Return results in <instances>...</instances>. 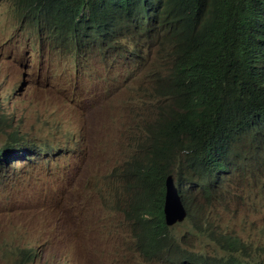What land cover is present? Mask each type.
Segmentation results:
<instances>
[{
	"label": "rangeland",
	"instance_id": "rangeland-1",
	"mask_svg": "<svg viewBox=\"0 0 264 264\" xmlns=\"http://www.w3.org/2000/svg\"><path fill=\"white\" fill-rule=\"evenodd\" d=\"M27 18L18 17L12 0H0V98L5 100L7 108L0 109V145L8 140L7 128L1 123V117L6 114L19 124L22 133L35 128L46 141H53L49 145L64 151L23 167L0 159V264H155L141 259L135 238L141 230H134L132 218L116 209L107 211L102 205L103 193L109 186L117 189V181H106L103 176L102 181L96 179L99 172L92 164L85 178L82 164L92 153L105 164L103 174L106 175L114 167L125 173L129 163H134L130 151L128 160L121 162L127 148L133 147L138 139L145 141L146 135L141 127L137 133L122 134L127 125L123 116L133 107L132 97L136 93L141 95L138 90L148 89L139 78L156 68L157 59L162 57L159 49L156 46L141 49L131 38H126L123 56L120 48H107L84 31L74 33L83 43L72 45L68 35L60 34L44 21L37 23L30 15ZM38 56L42 62L37 61ZM20 62L29 71L47 69V62L54 71L69 79L77 71L79 82H71L75 86L68 90L58 88L52 94L47 90L44 94L41 84L33 87L34 95L40 99H56L59 90H63L56 112L49 117H36L27 111L29 97L21 96L25 79L33 78ZM158 66L157 70L164 69ZM119 75L120 81H127L124 94H109L96 79ZM67 96L78 103L79 106L74 105L76 114L70 104L64 103ZM138 101L133 99V103L137 102L134 109L139 120V113L143 115L140 102L143 100ZM131 115L133 121L132 111ZM116 116L118 119L112 122ZM76 142L78 146L74 148ZM97 147L111 164L96 154ZM149 148L154 151L152 142ZM136 151L140 153L142 148ZM235 152L232 154L235 160L230 159L234 166L233 185L236 194L246 203L236 225L242 228L241 238L247 240L250 223L256 218L249 204L258 194V189L251 185L264 180V165L259 169L251 161H245L251 153L250 143H237ZM170 228L175 233L180 226ZM205 241L200 235L190 238L182 244L180 254H203ZM244 247L234 252L242 263L246 260ZM220 254L222 251L210 257Z\"/></svg>",
	"mask_w": 264,
	"mask_h": 264
},
{
	"label": "trees",
	"instance_id": "trees-1",
	"mask_svg": "<svg viewBox=\"0 0 264 264\" xmlns=\"http://www.w3.org/2000/svg\"><path fill=\"white\" fill-rule=\"evenodd\" d=\"M12 1L19 18L30 15L60 32L90 30L106 39L100 42L107 48L122 47L123 53L125 38L154 44L157 33L166 57L176 62L174 68L181 76L178 85L184 90L180 89L186 104L161 127L149 130L147 126L143 145L137 142L147 152L145 168L138 174L151 191L145 200L132 199L126 213L134 221V230H141L136 235L140 252L151 242L161 238L169 242L172 236L164 223V177L178 156L184 173L192 177L210 174L216 181L230 172L237 143L264 140V133L245 130L246 121L264 127V19L254 18L262 0ZM143 43L139 44L141 49L146 47ZM158 67L156 63L153 71ZM166 91L174 94L172 84ZM132 104L135 113L137 103L133 99ZM143 107L146 109L145 104ZM7 120L6 115L1 117L4 125ZM8 125L11 131L6 141L17 145L22 136L11 123ZM190 152L195 153L186 157ZM151 155L158 159L157 167L152 168L156 161ZM162 159H166L165 164H160ZM235 263L243 264L238 258Z\"/></svg>",
	"mask_w": 264,
	"mask_h": 264
},
{
	"label": "clouds",
	"instance_id": "clouds-1",
	"mask_svg": "<svg viewBox=\"0 0 264 264\" xmlns=\"http://www.w3.org/2000/svg\"><path fill=\"white\" fill-rule=\"evenodd\" d=\"M264 0H262L261 8L256 13L255 17L262 16L264 19ZM28 16L21 18L22 20H28ZM35 19V18H33ZM30 21V20H29ZM37 23L43 21H38ZM49 24L48 22L44 21ZM52 27L51 24H49ZM54 29V28H53ZM55 30V29H54ZM58 31V30H56ZM60 34L68 35L70 39V44L79 45L82 42L80 36H74V33L70 32H60ZM86 32V31H84ZM79 33H82L80 31ZM89 35L95 42L101 43L102 37L93 34L90 30L85 33ZM134 41V44H142L143 42L135 37H129ZM149 38V37H148ZM126 39V38H125ZM124 39V40H125ZM123 40V41H124ZM103 39L102 42H105ZM162 40L156 33L154 35V44L143 43L146 47L154 49L156 46L159 49V55L161 58L157 59L158 64L164 67L163 70H151L150 72L143 73L139 80L147 84L148 89L138 90L141 95L137 93L132 97V99H140L143 101L142 104L146 105V109H143V115L139 113L140 119L134 113V119L132 121V115L128 111L125 114L127 125L123 128L122 134L124 132L128 134H134L138 132V128H142L146 137L148 134L147 126L149 130L161 127L164 125L165 120L171 118L174 115V111L186 104V97L183 95L182 89L178 83L180 82L179 71L174 68L175 61H171L165 55V51L160 46ZM105 45V44H103ZM122 48V47H121ZM120 48V49H121ZM33 55V54H32ZM121 55L125 56L126 53L122 52ZM146 56V55H144ZM39 57V56H38ZM41 61V57L39 60ZM79 60H76L77 62ZM164 61L162 65L160 62ZM47 64V69L39 68L34 71H29L21 62L19 63L23 70L29 72L33 80L25 79L24 90H22V97L28 98L29 102L27 105V111L33 113L36 117H42L43 115L54 114L59 106L58 97L63 90H68L70 87L75 86L70 83H78L76 76L79 74L77 71H73V78H67V75L54 71L50 65ZM79 65L82 66L80 62ZM136 65L141 66L139 62L136 61ZM168 65L170 66L168 70ZM119 77L112 78L110 76L96 78L101 81L109 94H124L125 84L127 81H120ZM161 79V81H159ZM31 82V84H30ZM38 84L42 85V91L47 94L46 90L50 94L54 93L56 89L64 87L63 90H59L58 97L53 99L49 97L48 99H40L34 95L33 87ZM172 84L174 87V94L170 95L167 93V87ZM150 85V86H148ZM133 87H131L132 89ZM28 89V90H27ZM183 90V89H182ZM184 91V90H183ZM190 94V92H188ZM138 101V102H139ZM2 108H5V100L0 98ZM65 104H70V109L75 113L74 105L79 106L73 97L67 96L64 101ZM137 103V102H136ZM9 105V104H7ZM7 107V106H6ZM10 107V106H9ZM7 109V108H5ZM4 109V110H5ZM124 111V110H123ZM76 114V113H75ZM6 115V114H5ZM7 117V116H6ZM119 116L113 118L112 122H115ZM12 119L7 120V124H12V129L19 132L22 136L21 141L14 146H10L13 143H6L0 145V159L5 162H13L16 165L35 164L38 163V159L44 156H50L53 154L60 153L64 150H56L53 145H49L53 141H46L42 138L41 132L35 130V128L30 129L27 133H22L19 124L15 123ZM5 125L6 135L10 137V127ZM245 130L256 131L259 134L264 133L263 128H257L252 123H245ZM139 144H143V139H138ZM137 142L130 149L127 148V153L125 158L121 163H124L129 158V151L132 153L130 156L134 163H129V169L122 173L115 167L106 175L103 174L106 167L105 164L98 159V157L92 153L88 154L87 159L82 164V174L85 178L89 175V165H93L99 172L96 179L101 180V176L104 180H116L117 189L108 187L102 195L101 201L105 210L116 209L123 212L127 216L126 210L129 212V207H131V200L134 198H140L142 200L146 199L147 194L151 191L150 187L141 179L139 172L143 171L146 164V151L137 152L136 149L141 150L142 146L138 145ZM78 143L73 144L76 148ZM141 147V148H140ZM251 153L245 161H251L254 165L261 169L264 165V140H260L257 143H250ZM153 150H151L152 152ZM196 152V151H195ZM195 152L186 153V157L194 154ZM96 154L102 156L99 147L96 148ZM151 157L156 161L153 167L158 166V159L151 155ZM179 157V156H178ZM178 157L173 161L172 166L164 177L165 179V204L163 208L164 223L170 229L174 225L178 224L180 229L178 232L172 233L170 241L167 242L165 239H158L151 242L148 249L139 252L141 259L148 263L155 264H236L235 250H241L244 247L243 254L246 258L243 264H264V180L257 181L251 186L254 189H258L251 203L250 208L254 210L255 220L250 223L248 232L251 231L247 240L242 239V228L236 225V222L241 218L244 210L246 208V203L244 200L235 192L233 180H232V168L229 173L221 174L219 180L214 181L210 174L201 173V176L192 177L191 175L184 173L180 167V160ZM105 161L109 164L111 162L104 157ZM230 159H234L231 157ZM235 160V159H234ZM88 162L87 165H85ZM166 159H162L160 164H165ZM195 170V161L192 164ZM236 172V171H235ZM234 179V177H233ZM102 181V180H101ZM235 181V180H234ZM236 182V181H235ZM170 195L172 199L177 200V205L173 208V218L168 221L166 217V199ZM55 212V211H54ZM146 218H149L148 214ZM155 221L158 223V215L155 216ZM138 225L142 228V224L139 218H137ZM200 235L205 238L203 247L205 252L201 255L199 254H180L182 251V244L189 241L190 238ZM136 238V236H135ZM137 241V238H136ZM140 251V249H139ZM219 251L222 254L211 258L210 255H215ZM227 251L229 254L227 255ZM252 255V258L249 257ZM255 262H254V260Z\"/></svg>",
	"mask_w": 264,
	"mask_h": 264
},
{
	"label": "water",
	"instance_id": "water-1",
	"mask_svg": "<svg viewBox=\"0 0 264 264\" xmlns=\"http://www.w3.org/2000/svg\"><path fill=\"white\" fill-rule=\"evenodd\" d=\"M177 200L175 201L174 199H172L170 197V195H168L167 199H166V217L167 220L170 221L173 218V208L175 205H177Z\"/></svg>",
	"mask_w": 264,
	"mask_h": 264
},
{
	"label": "bare ground",
	"instance_id": "bare-ground-1",
	"mask_svg": "<svg viewBox=\"0 0 264 264\" xmlns=\"http://www.w3.org/2000/svg\"><path fill=\"white\" fill-rule=\"evenodd\" d=\"M87 164H88V162L85 165H87Z\"/></svg>",
	"mask_w": 264,
	"mask_h": 264
}]
</instances>
